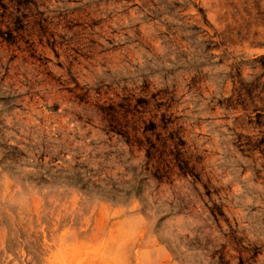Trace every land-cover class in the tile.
<instances>
[{
	"label": "rangeland",
	"instance_id": "374dc122",
	"mask_svg": "<svg viewBox=\"0 0 264 264\" xmlns=\"http://www.w3.org/2000/svg\"><path fill=\"white\" fill-rule=\"evenodd\" d=\"M0 264H264V0H0Z\"/></svg>",
	"mask_w": 264,
	"mask_h": 264
}]
</instances>
